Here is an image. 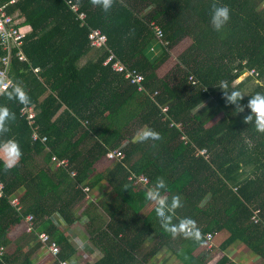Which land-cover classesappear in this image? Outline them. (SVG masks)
<instances>
[{"label": "trees", "instance_id": "16d2710c", "mask_svg": "<svg viewBox=\"0 0 264 264\" xmlns=\"http://www.w3.org/2000/svg\"><path fill=\"white\" fill-rule=\"evenodd\" d=\"M0 1L27 28L22 47L27 62L13 59L8 76L30 97L22 105L8 99L12 88L0 94V106L16 117L0 144L14 139L22 152L8 170L0 159V246H9V229L32 215L36 226L29 240L40 248L37 234L45 232L60 247L58 259L68 260L74 249L53 218L73 223L85 197L78 186L92 189L104 181L110 189L99 203L105 218L93 216V204L87 212L99 252L89 264H149L163 251L181 264H205L204 256L193 254L206 243L205 234L222 230L229 236L221 249L242 244L264 259V133L256 131L254 120L244 123L250 110L237 113L219 89L227 81L229 91L245 95L243 105L264 92V0H216L230 8L221 32L211 25L213 0H114L108 12L91 0H71L85 14V24L64 0ZM151 22L161 28V39ZM90 28L100 29L108 50L143 75L147 93L103 65L108 52L90 46ZM184 38L190 43L175 57L172 71L159 78L156 70ZM247 69L258 75L237 82ZM251 77L256 82L247 88ZM25 106L34 110L33 128L45 142L32 140L33 128L20 114ZM145 125L162 139L134 142ZM116 148L123 159L94 173L95 163ZM52 156L67 159L69 167L54 168ZM141 175L146 184L129 179ZM157 177L166 181L162 191L169 203L180 197L173 223L191 218L199 240L165 232L155 205L144 211L152 203L145 192ZM19 195L23 209L17 213L9 199ZM253 213L259 222L252 221ZM3 261L34 264L20 248ZM226 263L223 257L217 264Z\"/></svg>", "mask_w": 264, "mask_h": 264}, {"label": "built area", "instance_id": "2783aa9c", "mask_svg": "<svg viewBox=\"0 0 264 264\" xmlns=\"http://www.w3.org/2000/svg\"><path fill=\"white\" fill-rule=\"evenodd\" d=\"M68 7L77 15L78 19L82 22V24H85L86 16L83 12L79 11V7L77 4L72 3L71 0H64ZM6 6L0 1V49L3 52V55L0 57V76L4 77L5 83L7 84L6 88H0V94L2 92L6 91L7 89L12 88L15 84L12 82V80L8 76V72L10 70L11 62L13 59H17L19 62H27V59L23 53L22 47L24 43V39L27 33V28L25 26H20V23L22 22L20 18H18V15H12L7 13ZM151 26L155 30L156 37L161 39L162 37V31L161 28L156 25L154 22H151ZM88 40L90 43V46L96 49H103L108 52V55L103 61L104 66H108L113 72L120 74L123 76L125 81L129 85L136 86L137 90L139 92H146L147 90L145 86L143 85L144 77L139 73L138 71L131 69L127 67L125 64H123L116 55L108 50L107 48V37L101 32L100 29H94L90 28L88 31ZM35 73L39 71L38 68H35L33 70ZM258 73L255 71V69H247L244 72L243 76H257ZM189 81L194 85L195 82L193 81V78L189 76ZM156 95V92H154L151 95V98ZM166 108H162V111H165ZM20 114L22 116H25L28 125H30L32 128L35 124L34 118H35V112L31 107H22L20 110ZM37 128H33V134H32V140H40L41 142H45L46 138H39L37 132ZM198 154L205 155V150H199ZM106 159L115 162L120 161L124 157V153L121 151L120 148H116L113 150H109L106 155ZM50 163L54 168H63L66 169L69 167V161L67 159H58L56 156H52L50 159ZM76 175L75 171L70 172V176L74 177ZM130 180H135L134 184H146L148 182V179L141 175L138 177L131 176L129 177ZM84 193L85 197L84 199L86 201H91L90 197V190L88 187H80L78 186ZM4 191V183L2 182L0 178V197L3 195ZM10 205L14 208V210L17 213H20L22 211V205L20 203V199L18 197H15L13 199H9ZM254 216L252 217V221L254 223L259 222L258 218L256 217V213H253ZM22 222L24 223L25 232L28 234H31L33 230L35 229V222L32 215H27L26 217L22 218ZM206 243L211 246V242L213 240V234L207 233L204 236ZM37 240L40 244V249L47 254H49L52 257L53 264H69L66 261H61L58 259V255L60 253V247L50 239V237L45 232H40L37 234ZM7 248L4 246H0V263L6 264L3 261V258L7 255Z\"/></svg>", "mask_w": 264, "mask_h": 264}, {"label": "clouds", "instance_id": "9594fccd", "mask_svg": "<svg viewBox=\"0 0 264 264\" xmlns=\"http://www.w3.org/2000/svg\"><path fill=\"white\" fill-rule=\"evenodd\" d=\"M95 6L102 8L104 12H108L114 3V0H91ZM230 20V8L227 5L218 4L213 0L211 4V25L217 32H221ZM4 77L0 76V88H6ZM229 85L227 81H222L219 89L223 92V97L227 104L234 105L237 113H243L245 108L250 110V114L244 117V123H253L256 131L264 133V92H257L250 96L247 105H243L241 101L245 95L239 90H228ZM9 100L18 101L22 105L30 103V97L24 88L19 84L12 86V90L7 92ZM205 105L202 104L201 108ZM15 113L10 111L6 106H0V135L6 134L10 131L8 127L9 121H15ZM160 140L162 139L159 132L148 127L147 125L139 129L135 136L134 142L143 143L147 140ZM22 152L18 142L14 139H8L0 144V159L4 160L5 170L12 168L18 163ZM166 188V181L163 177H157L155 183L147 188L145 192V199L155 204V213L161 227L165 232L170 233L173 237L183 235L186 238L199 240L200 231L196 223L191 218H182L178 223L174 224L175 210L181 207L179 196H173L171 203L163 194ZM127 190V185L125 186Z\"/></svg>", "mask_w": 264, "mask_h": 264}, {"label": "crops", "instance_id": "0c3cea01", "mask_svg": "<svg viewBox=\"0 0 264 264\" xmlns=\"http://www.w3.org/2000/svg\"><path fill=\"white\" fill-rule=\"evenodd\" d=\"M158 75V74H157ZM159 77V76H158ZM3 160V159H2ZM103 162V163H102ZM108 162V163H107ZM113 162L106 159V157L100 158L94 165L95 172H102L106 168L110 167ZM100 166H104V169L99 171ZM91 201L85 199L76 206V220L71 224H65L61 219L55 217L54 221L61 227L62 238H65L71 247L74 249V254L66 260L69 264H89L93 262L99 255L98 250L91 242V235L87 229L89 218L87 212L90 209V204L96 207V210H92L93 216L97 214L102 215L105 218L104 211L100 208L99 203L109 193L110 189L107 184L102 181L98 183L94 188L90 189ZM21 198V195L18 197ZM155 204H147L150 209ZM146 209H144L145 211ZM149 211V210H148ZM12 231L8 234L10 245L7 246V254L14 255L17 249H21L23 253L29 255V260L34 264H53L52 257L46 252L37 248L35 242H32L28 238V234L25 232L24 223L22 220L19 224L14 225ZM229 233L226 230L219 231L213 234V240L211 246L204 243L194 252V256H204L202 260L205 264H217L222 258H227L226 264H264V259L259 258L253 254L242 244H235L221 249V244L228 238ZM30 249H33L31 251ZM165 250V249H163ZM149 264H181L173 256H165V251L158 254L153 258Z\"/></svg>", "mask_w": 264, "mask_h": 264}, {"label": "rangeland", "instance_id": "374dc122", "mask_svg": "<svg viewBox=\"0 0 264 264\" xmlns=\"http://www.w3.org/2000/svg\"><path fill=\"white\" fill-rule=\"evenodd\" d=\"M189 43H190V39L184 38L183 40H181L176 46H174L170 50V55L165 59V61H163V63L156 70V73L158 74L159 78H163L165 75H167L169 72L172 71V69L174 68V66L176 64L175 57H177L188 46ZM244 78H245L244 76L240 77L237 80V82L243 80ZM255 82H256L255 78L251 77L250 83L249 82L246 83V84H248L247 88H250V86L255 84ZM103 169H104V166H100L99 171H101ZM145 209H146L145 211H148V210H150V207L146 206ZM11 229H9L8 234L12 231Z\"/></svg>", "mask_w": 264, "mask_h": 264}]
</instances>
